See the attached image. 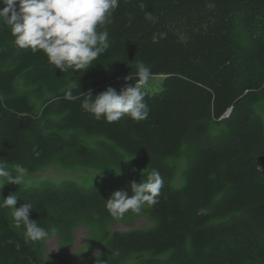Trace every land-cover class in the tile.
Wrapping results in <instances>:
<instances>
[{"label": "trees", "instance_id": "trees-1", "mask_svg": "<svg viewBox=\"0 0 264 264\" xmlns=\"http://www.w3.org/2000/svg\"><path fill=\"white\" fill-rule=\"evenodd\" d=\"M105 28L110 47L93 65L60 71L0 24V162L28 169L0 204L14 193L49 231L26 242L0 207V264H96L97 252L105 264H264V0H119ZM138 61L161 79L144 92L148 118L97 120L88 93L135 85ZM50 169L63 176L35 180ZM153 169L159 202L113 218L105 200ZM139 219L148 226L133 228ZM80 227L72 256L46 253Z\"/></svg>", "mask_w": 264, "mask_h": 264}, {"label": "clouds", "instance_id": "clouds-1", "mask_svg": "<svg viewBox=\"0 0 264 264\" xmlns=\"http://www.w3.org/2000/svg\"><path fill=\"white\" fill-rule=\"evenodd\" d=\"M119 0H0V24L10 28L14 44L21 50L33 53L42 51L49 63L60 71L70 68L86 70L94 60L110 47L106 25ZM144 5L141 4V8ZM209 7L214 5L209 4ZM146 18L155 23L158 17L146 12ZM137 83L123 87L117 92L109 86L95 97L88 93L85 106L94 117L107 122H116L127 115L134 121L147 119L150 109L145 103L142 87L151 78V69L142 61L136 64ZM131 79V77H126ZM132 80V79H131ZM70 94V93H69ZM38 155V153H37ZM13 172L15 174H13ZM28 169L21 164L9 170L0 162V188L5 183L24 184ZM27 187V185H26ZM164 180L158 170L153 169L143 182H132L130 193L114 191L105 200L106 208L116 220L124 219L127 213L140 214L143 208L155 206L159 201ZM18 197L13 193L2 199L0 207L11 210L14 226L23 228L26 242H38L49 237V231L37 221L30 220L33 210L30 203L14 206ZM96 264H105L96 254Z\"/></svg>", "mask_w": 264, "mask_h": 264}, {"label": "rangeland", "instance_id": "rangeland-1", "mask_svg": "<svg viewBox=\"0 0 264 264\" xmlns=\"http://www.w3.org/2000/svg\"><path fill=\"white\" fill-rule=\"evenodd\" d=\"M161 79L159 77H151L149 82L142 87L143 92H155L159 90ZM63 174L58 172L57 170L50 169L45 172H42L35 176V180L37 179H57L59 177H62ZM133 228H144L148 226V224L142 220H136L132 225ZM131 229V227L124 225V224H116L115 226L111 227V230L113 231H126ZM74 240L70 247L62 249L59 245L58 240L55 237H52L46 244V253L47 254H56V255H73L75 252H77L79 249H81L86 240L87 236V229L80 227L74 230L73 232Z\"/></svg>", "mask_w": 264, "mask_h": 264}, {"label": "water", "instance_id": "water-1", "mask_svg": "<svg viewBox=\"0 0 264 264\" xmlns=\"http://www.w3.org/2000/svg\"><path fill=\"white\" fill-rule=\"evenodd\" d=\"M256 164H257V167L259 168V170L261 171L262 175L264 176V155L259 156L256 159Z\"/></svg>", "mask_w": 264, "mask_h": 264}]
</instances>
